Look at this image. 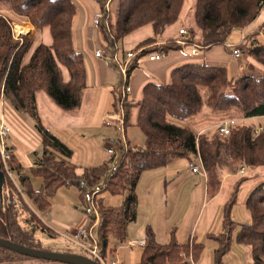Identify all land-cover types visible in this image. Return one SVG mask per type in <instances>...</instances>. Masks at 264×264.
I'll list each match as a JSON object with an SVG mask.
<instances>
[{
  "label": "trees",
  "instance_id": "obj_1",
  "mask_svg": "<svg viewBox=\"0 0 264 264\" xmlns=\"http://www.w3.org/2000/svg\"><path fill=\"white\" fill-rule=\"evenodd\" d=\"M99 1L102 5L100 26L106 49L112 56L119 52L120 40L146 26L152 29L151 34L135 44V51L142 50L129 65V75L140 57L154 51L166 54L171 49L181 48L175 43L174 36L168 37L162 46L148 45L163 38L166 29L180 20L186 0ZM5 5L16 16L7 15L2 9ZM263 7L264 0H195L193 20L196 28L180 26L187 31L180 35L185 37L187 45H199L200 49L217 45L229 48L227 38L232 30L249 26ZM0 10V88L3 97L15 109L36 119L43 146V155L33 167L34 172L44 179L42 188L34 190L29 187V179L21 175L22 182L28 186L29 198L37 208L46 210L49 197L63 185L77 184L82 196L89 189L90 195L103 188L114 193L129 189L123 206L118 209L106 207L101 198L91 196L93 204L100 208L98 245L103 256H106L110 236L123 241L128 224L136 219L135 188L143 170L165 166L178 158L192 161L197 157L206 171V192L210 197L219 191L222 175L235 170L234 164L241 169L247 166L264 170V126L260 129L253 123L238 122L230 125L228 134L220 131L218 126L210 134L198 133L184 123L201 112L205 105L217 110L237 106L244 118L264 115V40L259 41L255 34L237 46L241 49L240 56H251L263 65L261 70L250 68L233 81L228 78L226 65L185 62L171 70L169 82H148L136 101L129 100V95L122 100L120 93L114 103L115 109L119 114L123 113L126 128L130 124L132 109L137 108L135 124L147 137L145 147L128 146L126 149L123 145V156L114 167L104 164L78 173L76 166L69 162L73 150L42 121L37 111L38 95L42 92L63 110H74L81 105L88 79L82 53L74 46L77 5L74 0H0ZM13 18L30 20L38 31L48 27L52 42L38 43L28 56L34 40L28 34L21 38L13 36ZM64 69L69 74L67 80L64 79ZM10 152V172L15 169L21 172V163L12 149ZM0 164L5 173L0 179V217L8 229L9 238L41 248L40 239L19 220L22 207L28 208V204L1 160ZM104 178L105 184L100 188ZM8 197L14 199L7 201ZM235 201L236 195L226 202L222 230L211 236L218 242L213 264H224V256L233 243L249 248L252 264H264V180L247 197L250 221L238 222L232 217ZM96 219L97 215H94L91 225ZM147 239L138 264H194L200 260L205 248L203 242H180L174 236L161 243L150 227ZM23 258L33 257L0 246V264Z\"/></svg>",
  "mask_w": 264,
  "mask_h": 264
},
{
  "label": "rangeland",
  "instance_id": "obj_2",
  "mask_svg": "<svg viewBox=\"0 0 264 264\" xmlns=\"http://www.w3.org/2000/svg\"><path fill=\"white\" fill-rule=\"evenodd\" d=\"M194 1L186 0L180 20L166 29L163 38L148 46H162L168 37L174 36L175 43L184 48V50L180 48L174 49V51H180L186 56V62L204 61V49H198L200 55L195 56L191 53L190 48L192 46H184L180 43L181 40L185 39L184 36L180 35L182 34L180 26L196 28L193 20ZM74 2L80 7L78 0H74ZM2 9L7 15H11L8 12L7 5L3 6ZM13 19H15V22L24 23L21 18ZM17 22L16 24H19ZM24 30L26 31L25 28ZM151 31V27L146 26L129 35L125 41L120 40L118 51L130 50L135 42L151 34ZM253 34L259 41L264 40V7L258 17L247 28L244 30L234 28L227 38V43L237 46L242 43L243 35L248 38ZM37 44L38 40L33 42L28 56ZM103 46L106 48L105 43ZM228 49L232 50V48ZM231 59L237 63L241 62L242 65L245 64L246 71H249L250 68L255 71L263 68L262 64L249 55H243L241 58L232 56ZM63 74L64 79L67 80L69 74L66 69L63 70ZM243 74L244 72H240L239 76ZM228 78L233 81L237 78L236 75H232L230 66L228 67ZM122 81L123 77L120 74L119 83L110 84L107 92L106 89H103L105 91L101 89L103 92H101L100 98L94 96L93 89L88 88V85L83 91L80 107L74 110H63L45 92L38 95L37 111L39 116L73 150L69 162L76 166L78 173L104 164L114 167L123 156L124 150L121 148L123 145L126 149H128V146L143 148L146 145L147 137L145 133L134 122L136 107L132 109L130 124L125 128L120 123L123 114L116 111L114 103L115 98H119L120 95L115 87L116 85L121 86L124 83ZM134 100L136 101V99ZM2 103V110L12 127V132L6 142L22 165L21 172L15 169L11 170L10 174L11 179L28 204V208L23 206L20 211L19 220L21 224L40 239L41 248L43 249L92 256L88 249L92 243L91 237L83 240L85 246L82 247L78 244L80 239L77 236V231L82 227H90L92 237L96 241L99 240L100 208L98 205L97 207L93 204L92 197L101 198L103 205L106 207L118 209L123 206L129 195V189L114 193L108 188H103L99 192L96 190L91 195L89 189L82 196L81 189L77 184L63 185L49 197L50 204L46 210L37 208L34 201L28 196V186L22 182L21 178V175L27 177L30 182L29 187L34 190L41 189L44 182L43 177L33 170V167L36 166L43 155L41 135L36 119L28 113L15 109L3 95ZM231 118H235L237 123L245 122L259 125V122H261L264 124V116L258 117V119L244 118L241 109L237 106H232L227 110H217L207 105L204 106L201 112L189 117L184 123L191 126L196 132L200 128H205L204 132L211 134L219 124L218 122ZM107 120L112 122L111 126L106 125ZM110 146L115 148V154L107 151ZM190 162L191 160L187 158H178L165 166L147 168L142 171L135 188L137 195L136 219L128 224L123 241L113 235L110 236L106 247L108 264L112 260H118L119 264H138L143 247H131L128 242L129 240L137 241L147 237L149 227L153 230L156 240L161 243L168 242L173 236L181 241L186 231L190 234L189 238L191 239L195 238L199 241L204 236L208 239L218 232L214 231V227L219 222L221 225L225 204L234 195H236V201L233 204L232 217L238 222L250 221L251 217L246 206V200L252 189L264 180V170L246 166L243 167L245 174H242L241 168L234 164L233 168L235 170L225 172L222 175L219 191L213 197H210L206 193V176L203 173L193 172L190 168ZM192 162L200 164L197 157H194ZM7 171L10 172V169ZM1 172L3 175L2 180L5 173L3 170ZM1 180L0 186H2ZM104 184L105 178L102 179L99 187H103ZM13 197L16 198L15 195ZM14 198L8 197L7 201ZM17 200L20 199L17 198ZM1 202L0 199V204ZM94 215H97V219L91 225ZM203 232H205L204 236H202ZM232 249V252L224 256V264H252L249 248L233 243ZM205 255L206 252L201 256L198 264H206Z\"/></svg>",
  "mask_w": 264,
  "mask_h": 264
},
{
  "label": "crops",
  "instance_id": "obj_3",
  "mask_svg": "<svg viewBox=\"0 0 264 264\" xmlns=\"http://www.w3.org/2000/svg\"><path fill=\"white\" fill-rule=\"evenodd\" d=\"M78 1H79L78 3H80V7L77 6V13L75 16L74 26H73L74 46L76 50L82 53L83 60L87 68V79H88V85H89L88 88H92L94 96L95 97L98 96L100 98L101 92L105 91L103 89H106V92H107L108 86L110 84L119 83V75L121 74V72L118 69V67H116L115 64L113 63V60L111 57L112 54L103 46L104 43L106 45V42L103 37L101 26L96 25L94 23V18L96 14L99 13V11L101 10V7H102L101 2L99 0H78ZM113 9L114 7L112 5L111 10ZM8 12L12 16H16L13 14L11 10H8ZM20 25L26 29L27 31L26 33L30 37H32L34 41L38 40V43L44 42L47 44L52 42L51 33L48 27H45L43 28V30L38 31L30 20H24V23H20ZM137 42L134 43V46ZM98 48L105 49L104 57L95 56L94 50ZM133 48H130V50L135 51ZM181 48L182 50H184L183 47ZM192 48L193 46L190 49L192 50ZM125 52H126L125 49H123V52H118L117 53L118 57L122 59L123 56L125 55ZM198 53L194 55L195 56L200 55V53L199 54ZM232 56L234 55L225 45H217V46L212 47L211 49H206L203 52L204 61L208 63H213V64L226 65L227 67L230 66L232 68V75L233 76L236 75L238 77L239 73L246 71L247 68H246V65L245 64L242 65L241 62L237 63V62L232 61L231 59ZM241 57L242 55L236 58H241ZM186 59H187L186 56H184L180 51H174V49L169 50L165 54V56L161 59H149L148 55L137 59L138 65L131 71L129 75V83L132 87V92L129 94V100H132V101H135L134 99L138 100L141 97L144 86L148 82H157V83L168 82L170 80L171 70L175 66L185 63ZM122 82H124V80ZM123 84L121 86L116 85L115 90L117 91V93H121ZM98 102H97V105H98ZM2 105H3L2 89L0 88V113L3 111ZM136 109L137 108H135V111L137 114ZM263 116L264 115L255 116L251 118L258 119V117H263ZM259 123L260 124L257 125L258 127L264 126L263 123L261 122ZM106 125L111 126L112 122H110V124L106 123ZM204 129L205 128H200L198 132H203ZM221 230H222V223L220 225V222H219L214 227V231H218L217 233H219ZM202 234H203L202 236H204L205 232H203ZM189 235L190 234L188 233V231H186V233L184 234L183 240H181L180 242L193 241V240L198 241L195 238L193 239L189 238L190 237ZM0 236L9 237L8 229L5 223L3 222V220L1 219V217H0ZM130 241H133V240H129L128 244L130 243ZM199 242H203L205 244L203 253L206 252V255L204 257L206 264H213L214 263V251L218 247V242L211 236L208 239H206V237L204 236L201 239H199ZM134 246H138V245H134ZM232 250L233 249L231 247L228 253L232 252ZM198 262L194 264H198ZM2 264H68V263L58 262V261H47V260L43 261L37 258H23V259H17V260H12V261H5ZM117 264H119V262Z\"/></svg>",
  "mask_w": 264,
  "mask_h": 264
},
{
  "label": "built area",
  "instance_id": "obj_4",
  "mask_svg": "<svg viewBox=\"0 0 264 264\" xmlns=\"http://www.w3.org/2000/svg\"><path fill=\"white\" fill-rule=\"evenodd\" d=\"M109 7V4H106V8ZM2 13V10H0V14ZM94 23L96 25H101V13H97L95 18H94ZM20 24V23H19ZM12 25V30H13V36L15 38H21L24 34L27 33H19L16 31L15 29V25L16 22L12 21L11 22ZM180 32L182 34H186L187 31L184 28L180 29ZM245 36H242V40H245ZM180 43L184 46H186L188 44L186 39H183L180 41ZM227 46L229 48H232V54L235 57H239L241 54V49L236 46V45H230L227 43ZM199 45H194L191 52L193 54H197L199 52ZM142 50L138 49L136 51L133 50H129L125 52V55L122 59H120L118 57L117 54H114L112 56V60L119 66L121 75L123 77L124 80V85L121 89V98L122 100L125 99L131 92H132V87L129 83V65L131 64L133 58ZM94 54L97 57H104L105 56V52L104 49L102 48H98L94 50ZM149 59H161L165 56L164 52H160V51H154L152 53H150L149 55ZM3 95V92H2ZM5 112L2 111L0 114V160L3 163V165L5 166V168L7 170H9V160L11 159V152H10V147L7 145V138L10 136V133L12 132V127L10 125V123L8 122L7 118L5 117ZM123 114V113H122ZM111 121L107 120L106 123L110 124ZM120 123L121 125H124V116L123 118L121 117L120 119ZM237 120L235 118H231L229 120H225V121H221L217 126L220 128V131H222L224 134H228L230 132V125L236 124ZM260 129L262 127H259ZM107 151L109 153L115 154L116 150L114 147H109L107 149ZM200 161V164L194 163V162H190V168L192 169L193 172L196 173H203L206 176V171L204 169V167L201 164V160L198 159ZM242 174H245L244 168H242L241 170ZM11 174V172H9ZM77 236L79 237V241L78 244L82 247L85 246V244L83 243L84 239H87L89 237H91L92 239V243L91 246L88 248L89 251L91 252L92 256H95L98 261H100L101 264H108L107 260H106V256H103L102 253L100 252L99 249V245H98V241H96L91 234V229H88L87 227H83L80 230L77 231ZM148 243V239L147 237L142 238L140 240L137 241H130L129 245L134 246V245H138V246H145ZM118 261L116 260H112V262L110 264H117Z\"/></svg>",
  "mask_w": 264,
  "mask_h": 264
},
{
  "label": "water",
  "instance_id": "obj_5",
  "mask_svg": "<svg viewBox=\"0 0 264 264\" xmlns=\"http://www.w3.org/2000/svg\"><path fill=\"white\" fill-rule=\"evenodd\" d=\"M2 176L3 175L0 170V179ZM0 246L21 253L23 255H27L29 257L44 259L48 261H58L68 264H101L97 259L82 253L59 252L49 249L31 247L22 243H18L10 239L9 237L0 236Z\"/></svg>",
  "mask_w": 264,
  "mask_h": 264
},
{
  "label": "bare ground",
  "instance_id": "obj_6",
  "mask_svg": "<svg viewBox=\"0 0 264 264\" xmlns=\"http://www.w3.org/2000/svg\"><path fill=\"white\" fill-rule=\"evenodd\" d=\"M15 26H16L15 29L17 32H19V33H26L27 32L24 30V28L21 25L16 24Z\"/></svg>",
  "mask_w": 264,
  "mask_h": 264
}]
</instances>
